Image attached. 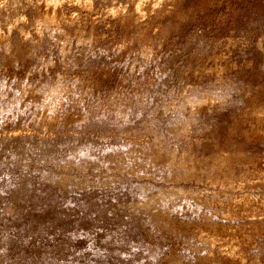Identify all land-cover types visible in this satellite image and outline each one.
<instances>
[{"label":"rangeland","instance_id":"obj_1","mask_svg":"<svg viewBox=\"0 0 264 264\" xmlns=\"http://www.w3.org/2000/svg\"><path fill=\"white\" fill-rule=\"evenodd\" d=\"M0 264H264V0H0Z\"/></svg>","mask_w":264,"mask_h":264},{"label":"bare ground","instance_id":"obj_2","mask_svg":"<svg viewBox=\"0 0 264 264\" xmlns=\"http://www.w3.org/2000/svg\"><path fill=\"white\" fill-rule=\"evenodd\" d=\"M222 228V227H221ZM205 229V228H204ZM212 229V228H211ZM214 230V229H213ZM207 231V230H206ZM209 231H210V229H209ZM215 233V232H214ZM217 233V232H216ZM214 234V238H216V237H220V236H224V237H226V238H228L229 239V241H230V244L232 245V246H236L237 245V242H238V237H237V232H236V230L234 229V228H232V227H230V226H228V227H226L225 229H222L219 233H217V234ZM212 235V234H211ZM240 236H241V234H240ZM211 239H212V237H211ZM218 239V238H217ZM222 239V238H221ZM216 239H214V241H215ZM213 241V240H212ZM213 241V242H214ZM245 241V240H244ZM229 244V245H230ZM239 244V243H238ZM235 249V248H234Z\"/></svg>","mask_w":264,"mask_h":264}]
</instances>
